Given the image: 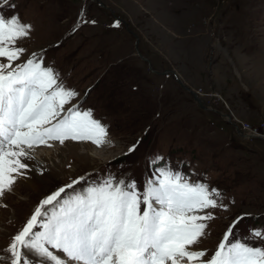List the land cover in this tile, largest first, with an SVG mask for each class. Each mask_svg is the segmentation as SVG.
Segmentation results:
<instances>
[{
	"label": "rangeland",
	"instance_id": "1",
	"mask_svg": "<svg viewBox=\"0 0 264 264\" xmlns=\"http://www.w3.org/2000/svg\"><path fill=\"white\" fill-rule=\"evenodd\" d=\"M9 5L15 7L5 5L0 12L18 14L32 25L30 38L18 43L27 51L17 63L47 49L45 65L57 68L79 93L72 103L91 109L114 144L68 141L36 148L45 166L37 186L25 183L27 170L0 198V256L5 257L0 264H10L5 249L56 187L110 173L124 179L120 172L131 168L126 181L135 179L142 190L153 176L149 161L156 156L164 157L157 166L168 163L191 181L218 189L228 205L227 211L205 210L216 219L208 222V235L193 246L196 250L212 252L245 213L252 218L236 224L237 236L264 229L259 136L264 134V0H9ZM137 37L156 71H173L189 88L202 90L214 107L202 109L174 75L153 71L137 53ZM134 144L136 150L119 159Z\"/></svg>",
	"mask_w": 264,
	"mask_h": 264
},
{
	"label": "snow or ice",
	"instance_id": "2",
	"mask_svg": "<svg viewBox=\"0 0 264 264\" xmlns=\"http://www.w3.org/2000/svg\"><path fill=\"white\" fill-rule=\"evenodd\" d=\"M5 5L15 7L0 0V8ZM31 32L32 25L18 14L0 12V198L30 170L27 161L37 159L40 146L114 144L91 109L72 103L79 93L45 65L43 52L17 63L27 51L18 43ZM163 160L149 161L153 176L142 190L135 179L110 173L91 182L79 177L49 194L5 249L10 264H264V244L249 242L264 241V229H250L246 237L233 231L250 213L233 221L210 257L206 249L193 247L216 219L205 210L227 211L228 205L218 189L191 181L168 163L157 166Z\"/></svg>",
	"mask_w": 264,
	"mask_h": 264
},
{
	"label": "bare ground",
	"instance_id": "3",
	"mask_svg": "<svg viewBox=\"0 0 264 264\" xmlns=\"http://www.w3.org/2000/svg\"><path fill=\"white\" fill-rule=\"evenodd\" d=\"M227 117H228V119H233V118H231L230 115ZM66 142H68V141H66ZM52 143H53V146H52L53 148L58 146L57 142H52ZM82 143H84V142H82ZM71 146H73V145H71ZM46 148L48 149L49 147H46ZM45 152H47V151H45ZM48 154H51V153L49 152ZM35 156L37 157V159L27 161V162H30L31 165H34L30 168L29 176H27V178L24 179L25 183H27V186H29V188H35L37 186L36 180H38L39 178H42L44 171H45V166L42 163L43 158L40 157L38 154L37 155L35 154ZM32 169H34V170H32Z\"/></svg>",
	"mask_w": 264,
	"mask_h": 264
},
{
	"label": "water",
	"instance_id": "4",
	"mask_svg": "<svg viewBox=\"0 0 264 264\" xmlns=\"http://www.w3.org/2000/svg\"><path fill=\"white\" fill-rule=\"evenodd\" d=\"M101 5H103V4H101ZM130 30V29H129ZM130 33H133L134 34V32L133 31H131L130 30ZM139 37H137V42H136V49H137V53H138V55H140L145 61H149V59L148 58H146L141 52H140V50H139V46H138V43H139ZM149 63H150V67H151V69L153 70V71H156L153 67H152V65H151V62L149 61ZM171 70H167V71H165L164 73H167V72H170ZM157 73H160L159 71H156ZM174 76H175V78H176V81L184 88V89H186L187 91H189V93L192 95V97H193V99L198 103V105L202 108V109H209L208 107H207V105H208V103L202 98V97H200L197 93H196V91H194V89H191V88H189L188 86H186L185 84H184V82L179 78V76L176 74V73H174Z\"/></svg>",
	"mask_w": 264,
	"mask_h": 264
},
{
	"label": "built area",
	"instance_id": "5",
	"mask_svg": "<svg viewBox=\"0 0 264 264\" xmlns=\"http://www.w3.org/2000/svg\"><path fill=\"white\" fill-rule=\"evenodd\" d=\"M197 92L199 93V94H203V91L202 90H199V89H197ZM204 95V94H203ZM261 138H264V134H260L259 135Z\"/></svg>",
	"mask_w": 264,
	"mask_h": 264
}]
</instances>
